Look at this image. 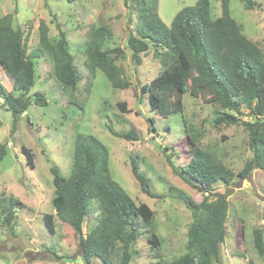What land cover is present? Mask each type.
<instances>
[{
	"label": "rangeland",
	"instance_id": "rangeland-1",
	"mask_svg": "<svg viewBox=\"0 0 264 264\" xmlns=\"http://www.w3.org/2000/svg\"><path fill=\"white\" fill-rule=\"evenodd\" d=\"M138 1L128 0L126 8L123 0H0V17L13 16V26L23 32L27 54L38 47L41 22L47 25L52 44L58 40L59 26L80 77L76 88L70 90L54 79L49 53L37 58L35 83L26 96L31 100L28 109L18 117L12 135V114L5 109L0 96V145H5V156L0 160V264H85L74 231L55 217V233L51 235L42 220L43 214L55 211L51 203L54 187L50 167L55 166L62 176H69L74 140L79 133L95 136L107 148L111 178L136 205L146 204L153 212L151 227L136 218L139 236L130 246L129 264L170 262L186 252L187 230L193 219L176 195L181 191L196 203L205 197L198 184L190 179L186 182L181 176V168L190 159V137L194 136L198 146L236 174L252 157L248 132L241 122L251 118L243 107L240 122L230 125H214L212 120L218 108L189 93L183 95L182 113L163 118L151 110L147 94L140 93V88L159 74L161 64L152 51L140 54L138 64L127 47L128 36L136 26ZM196 1L157 0L156 13L169 27L180 9L193 6ZM209 2L211 19L218 18L220 0ZM247 2H251L250 8L246 7ZM229 14L241 26L242 33L264 52V0H230ZM100 24L111 30L102 50L121 68L129 81L126 89L112 88L100 70L91 77L85 67L88 33ZM0 84L6 93L11 92L12 79L1 68ZM35 93L44 96L46 105L32 101ZM12 94L20 96L17 92ZM123 103L124 112L118 106ZM129 130L138 140L119 136ZM23 147L32 154V165L27 163ZM130 159L148 179L151 197L141 191L133 177ZM217 194H226L228 214L219 258L212 264H263L264 257L253 246L252 231L262 229L264 238V171L253 170L245 180L236 177L229 186L217 182L210 199ZM11 197L21 206H14L12 215L7 217L2 203ZM102 217V208L94 200L84 218L82 235L89 233ZM151 229L159 238L158 248L147 241ZM119 246L113 254V264H121ZM157 251L159 259L155 258ZM89 264L103 263L92 259Z\"/></svg>",
	"mask_w": 264,
	"mask_h": 264
},
{
	"label": "trees",
	"instance_id": "trees-1",
	"mask_svg": "<svg viewBox=\"0 0 264 264\" xmlns=\"http://www.w3.org/2000/svg\"><path fill=\"white\" fill-rule=\"evenodd\" d=\"M127 1L123 0L126 8ZM229 1L220 0L221 15L211 19L209 0H197L193 6L180 9L167 27L156 13L157 0H139L136 26L127 39V47L136 63H141L140 54L152 51L153 57L161 64L159 74L140 88V93L147 94L149 107L158 116L165 118L182 113L183 95L189 93L218 108L212 120L214 125L240 122L242 107L251 118L249 122H241L248 132L247 144L252 157L245 161L237 174L211 152L198 146L194 136H189L190 159L181 168V176L186 182L190 179L198 184L205 197L196 203L178 191L176 198L183 201L193 219L187 230L186 252L173 261L160 264H212L213 260L216 261L224 242L228 202L226 194H217L210 199L213 186L217 182L229 186L236 177L245 180L253 170L264 171V52L242 33L241 26L230 17ZM246 7L250 8L251 2H247ZM56 28L58 40L52 44L48 38V27L41 22L38 47L27 54L23 32L13 26V16L6 14L0 17V68L12 79L9 93L0 84L3 105L12 114L10 135L15 132L18 117L28 109L31 99L26 96L35 83L34 61L37 58L49 53L54 79L70 90H74L80 80L67 49L66 36L59 26ZM110 35L111 30L106 24L89 31L85 67L91 77L100 70L112 88L126 89L129 81L107 51L102 50L104 40ZM114 51L119 52L117 49ZM12 92L20 93V96H13ZM32 101L40 106L47 102L40 93H35ZM118 106L124 112L125 104ZM149 121L154 124L152 118ZM119 136L138 140L131 130ZM22 151L27 163L32 165L30 151L24 147ZM3 156L4 144L0 145V160ZM72 157L68 177L62 176L55 166L50 167L54 187L51 203L55 211L54 214L42 215L45 229L51 235L55 233V217L68 225L77 236L80 256L85 264L92 259L113 264L117 244H121L118 248L121 264H129L130 246L139 236L136 218H141L145 226L151 227L152 210L143 203L136 205L111 178L108 150L95 136L77 134ZM130 166L141 191L151 197L149 181L139 173L133 159H130ZM94 200L99 202L103 217L83 236L82 224ZM2 205L10 217L14 206H21V203L11 197ZM252 239L258 255L264 257L262 229H253ZM147 241L154 248L160 246L152 229ZM155 258L159 259L158 251ZM248 264L255 263L248 261Z\"/></svg>",
	"mask_w": 264,
	"mask_h": 264
}]
</instances>
